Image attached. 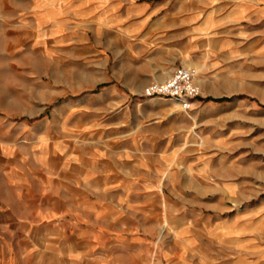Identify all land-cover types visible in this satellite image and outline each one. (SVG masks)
<instances>
[{"label":"rangeland","instance_id":"1","mask_svg":"<svg viewBox=\"0 0 264 264\" xmlns=\"http://www.w3.org/2000/svg\"><path fill=\"white\" fill-rule=\"evenodd\" d=\"M66 1L24 0L0 38V167L75 157L85 230L22 220L0 264H264V0H169L158 36L107 35L79 3L56 21ZM179 66L190 107L146 94Z\"/></svg>","mask_w":264,"mask_h":264},{"label":"crops","instance_id":"2","mask_svg":"<svg viewBox=\"0 0 264 264\" xmlns=\"http://www.w3.org/2000/svg\"><path fill=\"white\" fill-rule=\"evenodd\" d=\"M107 1L78 0L72 2L67 0V4H64L66 9L61 10L60 13L56 12L54 18L56 21L64 17L72 18L76 12L73 7L79 3L82 24H85L84 22L90 18L94 19L99 26L98 30H103L107 35L111 31L116 35L117 28L129 30L134 35L141 31L142 26H145L146 34L151 33V35L158 36L164 34L166 28L170 27L168 21L163 24V19H169V14H173L166 8L169 0H146L141 5H134L131 8L134 12L130 15L129 22L134 21V26L142 23L136 29L129 22L126 23V26L118 24L117 18L120 15L113 8L114 5H118L116 4L117 0H111L112 8L109 11L107 10L108 6H105ZM23 2L24 0H0V38L9 36L10 22L23 21ZM53 8L56 11V4ZM68 9L72 11L69 12ZM110 11L112 14L109 13ZM108 13L109 16H106ZM160 24L163 25L161 29L158 27ZM82 38L86 39V36L83 35ZM181 39L182 41L179 37L178 44L180 45L177 48L186 51L185 35ZM177 60H179L178 57L175 63ZM58 155L59 157L54 158L55 161L43 164V166L37 165L32 171H26L24 174L19 173L16 166L12 164V160H9V166L0 167L1 237L19 238L23 231L22 220L33 221L34 225L31 228L34 229L33 233L37 234L51 231L57 227L62 229L65 234L69 232H74L77 235L83 233L85 230L83 193L82 189L77 186L79 184L81 186L82 183L81 166L75 157L72 160L69 157L64 158V156ZM21 177L26 180L21 181Z\"/></svg>","mask_w":264,"mask_h":264},{"label":"built area","instance_id":"3","mask_svg":"<svg viewBox=\"0 0 264 264\" xmlns=\"http://www.w3.org/2000/svg\"><path fill=\"white\" fill-rule=\"evenodd\" d=\"M146 94L169 97L180 101L185 107H190L189 100L199 95V87L195 83L194 71L179 66L165 81L151 83L146 88Z\"/></svg>","mask_w":264,"mask_h":264},{"label":"trees","instance_id":"4","mask_svg":"<svg viewBox=\"0 0 264 264\" xmlns=\"http://www.w3.org/2000/svg\"><path fill=\"white\" fill-rule=\"evenodd\" d=\"M224 99H220L219 101H223Z\"/></svg>","mask_w":264,"mask_h":264}]
</instances>
